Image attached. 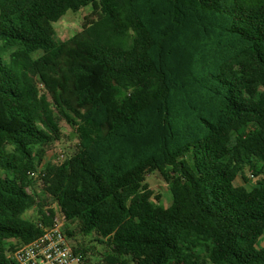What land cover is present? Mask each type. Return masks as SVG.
<instances>
[{
	"label": "trees",
	"instance_id": "obj_1",
	"mask_svg": "<svg viewBox=\"0 0 264 264\" xmlns=\"http://www.w3.org/2000/svg\"><path fill=\"white\" fill-rule=\"evenodd\" d=\"M62 123L75 147L46 163ZM247 169L264 172V0H0V264L60 216L105 246L94 264H264Z\"/></svg>",
	"mask_w": 264,
	"mask_h": 264
},
{
	"label": "rangeland",
	"instance_id": "obj_2",
	"mask_svg": "<svg viewBox=\"0 0 264 264\" xmlns=\"http://www.w3.org/2000/svg\"><path fill=\"white\" fill-rule=\"evenodd\" d=\"M91 11L90 6L83 7L79 11H67V13L62 16L58 21L52 24L55 39L57 41H64L73 36L76 32L81 30L82 24L84 22V17L88 15ZM63 128V136L59 141H56L51 147H49L46 151L44 162H59L62 161L65 153H69L73 151L76 144V136L75 132L65 123H62ZM65 152V153H64ZM250 172L247 169L246 175L249 176V181L245 182L241 177L237 179V184L243 190H249L254 185H257L258 181L264 180V172L259 177H250ZM146 184L151 189L160 193L162 196V205L168 207L172 203V195L169 191L168 184L163 180L158 172H152L146 177ZM33 193V192H32ZM35 198L34 208L26 212L25 217L30 220H36L37 218V200L35 194H33ZM53 203V202H51ZM53 205H55L53 203ZM58 219L65 224V220L62 216L58 217ZM73 228H76L75 225H72ZM75 244V241L84 242L85 246L89 249L86 259H88L90 264H94L100 261L105 255V246L101 244V242L97 241L95 238L91 237H82L81 235H77L76 240L71 239ZM264 246V237L261 238L258 242V247Z\"/></svg>",
	"mask_w": 264,
	"mask_h": 264
},
{
	"label": "built area",
	"instance_id": "obj_3",
	"mask_svg": "<svg viewBox=\"0 0 264 264\" xmlns=\"http://www.w3.org/2000/svg\"><path fill=\"white\" fill-rule=\"evenodd\" d=\"M37 177L35 172L30 173ZM59 219L45 228L43 234L13 252L10 257L17 264H84L81 254L74 251Z\"/></svg>",
	"mask_w": 264,
	"mask_h": 264
},
{
	"label": "crops",
	"instance_id": "obj_4",
	"mask_svg": "<svg viewBox=\"0 0 264 264\" xmlns=\"http://www.w3.org/2000/svg\"><path fill=\"white\" fill-rule=\"evenodd\" d=\"M263 237H264V236H263ZM263 237H262V238H263Z\"/></svg>",
	"mask_w": 264,
	"mask_h": 264
}]
</instances>
